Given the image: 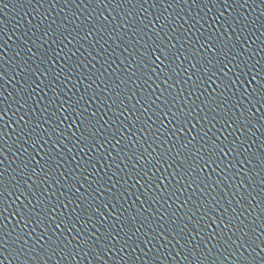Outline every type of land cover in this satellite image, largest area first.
<instances>
[{"label":"water","instance_id":"1","mask_svg":"<svg viewBox=\"0 0 264 264\" xmlns=\"http://www.w3.org/2000/svg\"><path fill=\"white\" fill-rule=\"evenodd\" d=\"M258 82L264 0H0V264H264Z\"/></svg>","mask_w":264,"mask_h":264},{"label":"snow or ice","instance_id":"2","mask_svg":"<svg viewBox=\"0 0 264 264\" xmlns=\"http://www.w3.org/2000/svg\"><path fill=\"white\" fill-rule=\"evenodd\" d=\"M220 71H223V69H220ZM255 79H256V77L253 76V80H255ZM254 91L259 92L261 94L262 98H264V83H259L258 82V86H257L256 89H254ZM77 115H79V113H77ZM81 123L83 124L84 121H81ZM82 136H83V134H82ZM84 138L86 139V137H84Z\"/></svg>","mask_w":264,"mask_h":264}]
</instances>
